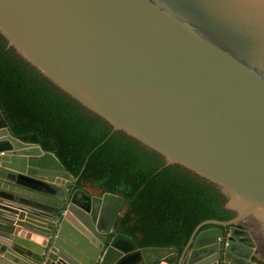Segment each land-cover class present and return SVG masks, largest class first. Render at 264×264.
Returning a JSON list of instances; mask_svg holds the SVG:
<instances>
[{"label":"water","instance_id":"water-1","mask_svg":"<svg viewBox=\"0 0 264 264\" xmlns=\"http://www.w3.org/2000/svg\"><path fill=\"white\" fill-rule=\"evenodd\" d=\"M0 35L110 134L211 183L233 213L199 223L180 254L140 246L116 226L121 196L77 187L0 110V264L264 261V0H0Z\"/></svg>","mask_w":264,"mask_h":264},{"label":"trees","instance_id":"trees-1","mask_svg":"<svg viewBox=\"0 0 264 264\" xmlns=\"http://www.w3.org/2000/svg\"><path fill=\"white\" fill-rule=\"evenodd\" d=\"M0 110L12 135L53 153L78 187L121 196L118 231L140 246L182 250L204 220H229L206 180L162 157L70 98L0 35Z\"/></svg>","mask_w":264,"mask_h":264},{"label":"flooded vegetation","instance_id":"flooded-vegetation-1","mask_svg":"<svg viewBox=\"0 0 264 264\" xmlns=\"http://www.w3.org/2000/svg\"><path fill=\"white\" fill-rule=\"evenodd\" d=\"M78 185H79V184H78V181H77V187H78ZM95 195H98V196H99L100 194H95ZM121 211H122V210H121ZM206 227L208 228V227H210V226H206ZM206 227H205V228H206ZM235 234L238 236L239 239H243V238H245V234H244V233H241L240 231H235ZM227 236H228V237L230 236V233H229V232H227Z\"/></svg>","mask_w":264,"mask_h":264},{"label":"crops","instance_id":"crops-1","mask_svg":"<svg viewBox=\"0 0 264 264\" xmlns=\"http://www.w3.org/2000/svg\"><path fill=\"white\" fill-rule=\"evenodd\" d=\"M176 248V247H175ZM254 248V246H253ZM181 250L178 249L177 253L180 254ZM252 259L253 261H256L258 264H264V261L262 259H259L256 257V255L252 254Z\"/></svg>","mask_w":264,"mask_h":264},{"label":"rangeland","instance_id":"rangeland-1","mask_svg":"<svg viewBox=\"0 0 264 264\" xmlns=\"http://www.w3.org/2000/svg\"><path fill=\"white\" fill-rule=\"evenodd\" d=\"M89 191H90L91 193H94V194H98V193H99L98 190H95V189H92V188H89Z\"/></svg>","mask_w":264,"mask_h":264}]
</instances>
